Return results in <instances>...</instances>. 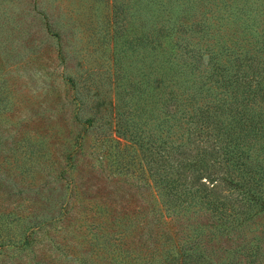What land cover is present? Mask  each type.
Masks as SVG:
<instances>
[{
	"label": "trees",
	"instance_id": "16d2710c",
	"mask_svg": "<svg viewBox=\"0 0 264 264\" xmlns=\"http://www.w3.org/2000/svg\"><path fill=\"white\" fill-rule=\"evenodd\" d=\"M113 10L93 89L68 78L73 117L102 150L80 151L83 132L66 155L77 172L47 174L37 150H0V250L31 252L30 264H264V0ZM124 183L150 187L156 206L123 205Z\"/></svg>",
	"mask_w": 264,
	"mask_h": 264
},
{
	"label": "rangeland",
	"instance_id": "374dc122",
	"mask_svg": "<svg viewBox=\"0 0 264 264\" xmlns=\"http://www.w3.org/2000/svg\"><path fill=\"white\" fill-rule=\"evenodd\" d=\"M114 1L0 0L1 151L20 158L28 150H37L33 155H37L38 161L33 165L47 174L60 166H65L70 173L77 172L74 166L79 164L66 155L75 144L78 146L83 132L87 139L80 151L86 148L89 151V145L95 143L97 147L90 148L94 151L92 155L102 150L100 131L85 132L83 124L73 117V94L68 78L69 75L87 78L85 83L93 89L98 72L94 70L107 66L111 58L106 38L113 28H119V22L113 17ZM106 129V136L117 134L112 121ZM77 155L81 161L80 152ZM102 164L108 165V159L104 158ZM92 174L99 177L95 182L104 184L103 172L98 170ZM38 175L42 178L41 173ZM88 175L82 173L79 181L86 182ZM46 179L53 181L52 175ZM123 186L125 198L119 197L123 205L156 206L150 187L138 189L127 183ZM73 222L66 226L71 231H74ZM72 235L74 241L76 234ZM52 250L47 251L48 260L52 258ZM14 251L2 248L0 264H30L28 258H33V253L21 251L14 255ZM43 252L44 248L37 249V254ZM53 259L48 264H67L60 257Z\"/></svg>",
	"mask_w": 264,
	"mask_h": 264
}]
</instances>
